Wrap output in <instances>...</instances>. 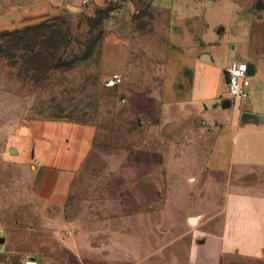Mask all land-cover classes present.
Returning <instances> with one entry per match:
<instances>
[{
  "label": "rangeland",
  "instance_id": "374dc122",
  "mask_svg": "<svg viewBox=\"0 0 264 264\" xmlns=\"http://www.w3.org/2000/svg\"><path fill=\"white\" fill-rule=\"evenodd\" d=\"M259 2L108 0L78 12L57 2L43 20L0 26L1 252L39 264H264V254L223 251L226 185L207 178L203 191L194 174L204 160L194 166L191 137L230 114L221 101L203 115L178 110L201 56L218 53L222 65L245 47L264 72ZM35 120L96 127L66 204L41 201L34 162L18 157L15 141Z\"/></svg>",
  "mask_w": 264,
  "mask_h": 264
},
{
  "label": "crops",
  "instance_id": "0c3cea01",
  "mask_svg": "<svg viewBox=\"0 0 264 264\" xmlns=\"http://www.w3.org/2000/svg\"><path fill=\"white\" fill-rule=\"evenodd\" d=\"M107 1L93 0L87 6L83 0H0V26H25L36 19L43 20L56 12L51 5L57 2L69 11L78 12L88 10V7L98 8ZM157 6L169 12L172 24L178 25L177 14ZM244 49L240 47V51L222 65L218 53L193 61L195 81L189 88L185 106L178 105L181 117L187 116L183 108L203 115L212 105L215 112L217 104L214 103L221 101L224 105L230 100L228 87L226 92L220 89L221 79L232 61L247 59ZM250 91L249 99L235 103L230 100V108L222 107L225 114H230L227 122L215 119L214 129L191 137L188 144L196 159L194 166L200 158L204 160L202 170L194 173L203 178V191H208L207 178H219L226 185L223 251L258 257L264 254V121L244 125L241 118L245 113L264 116V72L256 76L255 69ZM204 125L207 127L206 123ZM96 135L95 126L63 120H35L20 133L15 141L18 157L25 162H34L36 195L41 201L66 204L72 186L90 156ZM78 238L71 237L69 241ZM75 251L83 260L85 248L77 247ZM0 256L11 257L7 251L0 252Z\"/></svg>",
  "mask_w": 264,
  "mask_h": 264
},
{
  "label": "built area",
  "instance_id": "2783aa9c",
  "mask_svg": "<svg viewBox=\"0 0 264 264\" xmlns=\"http://www.w3.org/2000/svg\"><path fill=\"white\" fill-rule=\"evenodd\" d=\"M84 4L88 5L93 0H83ZM251 64L246 60L232 61L225 70V77L227 80V87L230 100L233 102L243 101L250 98L251 94V75L249 73V66ZM121 79L116 77L112 81V85H118ZM0 264H13V262H5L0 259ZM23 264H39L35 259H24Z\"/></svg>",
  "mask_w": 264,
  "mask_h": 264
},
{
  "label": "water",
  "instance_id": "95a60500",
  "mask_svg": "<svg viewBox=\"0 0 264 264\" xmlns=\"http://www.w3.org/2000/svg\"><path fill=\"white\" fill-rule=\"evenodd\" d=\"M262 9H264V4L262 2H259L258 6H257V10H262ZM222 31H223V29L220 30V32H222ZM249 73H250L251 76H254V74H255V67L252 64L249 66ZM231 106H232V102L230 100H226L225 104L223 105V107L225 109L226 108H230ZM241 121H242V123L244 125L252 124V123L259 124L260 122L264 121V116H257V115H254V114L245 113V114L242 115ZM16 153L17 152H16L15 149H11V154H16ZM190 221H191V224H193V225L196 224V219L195 218H192ZM2 248H3V243L0 241V252L2 251ZM0 259L5 261V262H14V263L15 262H19L21 264H23V262H24V258L23 257L11 258L9 256H6V257L0 256Z\"/></svg>",
  "mask_w": 264,
  "mask_h": 264
},
{
  "label": "flooded vegetation",
  "instance_id": "af4514ba",
  "mask_svg": "<svg viewBox=\"0 0 264 264\" xmlns=\"http://www.w3.org/2000/svg\"><path fill=\"white\" fill-rule=\"evenodd\" d=\"M14 263V262H13ZM14 264H21V263H19V262H15Z\"/></svg>",
  "mask_w": 264,
  "mask_h": 264
},
{
  "label": "bare ground",
  "instance_id": "6f19581e",
  "mask_svg": "<svg viewBox=\"0 0 264 264\" xmlns=\"http://www.w3.org/2000/svg\"><path fill=\"white\" fill-rule=\"evenodd\" d=\"M197 222V221H196Z\"/></svg>",
  "mask_w": 264,
  "mask_h": 264
}]
</instances>
